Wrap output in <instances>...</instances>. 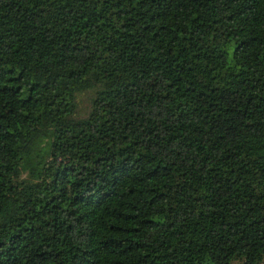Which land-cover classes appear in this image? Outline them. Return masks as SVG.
<instances>
[{"label": "trees", "instance_id": "trees-1", "mask_svg": "<svg viewBox=\"0 0 264 264\" xmlns=\"http://www.w3.org/2000/svg\"><path fill=\"white\" fill-rule=\"evenodd\" d=\"M0 264H264V0H0Z\"/></svg>", "mask_w": 264, "mask_h": 264}, {"label": "rangeland", "instance_id": "rangeland-1", "mask_svg": "<svg viewBox=\"0 0 264 264\" xmlns=\"http://www.w3.org/2000/svg\"><path fill=\"white\" fill-rule=\"evenodd\" d=\"M91 91L84 92L80 97L78 114L86 115L91 108Z\"/></svg>", "mask_w": 264, "mask_h": 264}]
</instances>
